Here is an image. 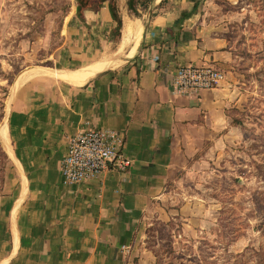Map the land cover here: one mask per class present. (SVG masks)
I'll return each mask as SVG.
<instances>
[{
	"label": "crops",
	"instance_id": "0c3cea01",
	"mask_svg": "<svg viewBox=\"0 0 264 264\" xmlns=\"http://www.w3.org/2000/svg\"><path fill=\"white\" fill-rule=\"evenodd\" d=\"M160 1L133 16L126 0H116L122 27L113 40L108 0L78 14L75 0H0V71L19 62L31 67L12 78L0 122L8 160L0 187V264H135L138 239L167 207L168 183L224 126L233 96L227 82L172 91L182 65L230 67L229 41L211 15L205 24L199 17L202 1L212 0ZM64 2L65 10L44 15L41 33L24 37L30 26L9 25V14L28 20L30 4L49 9ZM194 5L176 21L178 7ZM53 32L58 42L48 51ZM41 49L45 62L36 64ZM86 122L116 130L131 163L65 184L67 140Z\"/></svg>",
	"mask_w": 264,
	"mask_h": 264
},
{
	"label": "rangeland",
	"instance_id": "374dc122",
	"mask_svg": "<svg viewBox=\"0 0 264 264\" xmlns=\"http://www.w3.org/2000/svg\"><path fill=\"white\" fill-rule=\"evenodd\" d=\"M66 5L51 3L49 9ZM29 8L28 20L9 14V25L31 27L24 37L41 33L39 8L48 9ZM210 15L229 41L232 61L223 71L232 101L222 129L196 147L168 183L167 207L145 227L133 251L140 264H264V0L202 1L201 23H208ZM54 22L60 27V16ZM14 37L21 36H9ZM57 42L53 32L48 51ZM44 54L37 50L34 62L44 63ZM12 66L9 73L0 71L6 78L0 82V122L12 78L31 68L21 62ZM7 163L0 143V187Z\"/></svg>",
	"mask_w": 264,
	"mask_h": 264
},
{
	"label": "built area",
	"instance_id": "2783aa9c",
	"mask_svg": "<svg viewBox=\"0 0 264 264\" xmlns=\"http://www.w3.org/2000/svg\"><path fill=\"white\" fill-rule=\"evenodd\" d=\"M226 82V74L210 64L182 65L173 78L175 94H189L200 89H213ZM122 139L111 128L89 126L71 135L61 160L60 173L65 184L80 183L99 176L109 168L125 170L131 160L120 152Z\"/></svg>",
	"mask_w": 264,
	"mask_h": 264
},
{
	"label": "trees",
	"instance_id": "16d2710c",
	"mask_svg": "<svg viewBox=\"0 0 264 264\" xmlns=\"http://www.w3.org/2000/svg\"><path fill=\"white\" fill-rule=\"evenodd\" d=\"M104 1L105 0H75L77 14L80 8H90L94 10L99 9V7L102 5ZM149 2L150 0H126L129 14L133 16H138L139 15L138 9H140L141 11L146 10L149 6ZM116 3H117L116 0H108L109 11L111 13V17L114 22V27L112 29L113 40H117V38L120 35V30L122 27L121 15L118 12V7ZM166 3H167V0H161L159 3V6L165 5ZM195 9H196V5H194L190 9V11L184 7H178V16H177L176 21H178L182 15L186 17L189 16L191 12L194 11ZM39 10H40L41 15H45L47 12L50 11V9H41V8H39Z\"/></svg>",
	"mask_w": 264,
	"mask_h": 264
}]
</instances>
